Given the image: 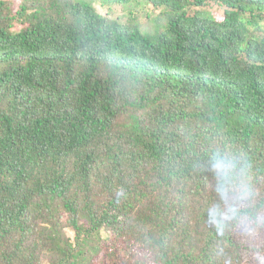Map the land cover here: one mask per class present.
<instances>
[{
    "label": "trees",
    "instance_id": "trees-1",
    "mask_svg": "<svg viewBox=\"0 0 264 264\" xmlns=\"http://www.w3.org/2000/svg\"><path fill=\"white\" fill-rule=\"evenodd\" d=\"M0 264H264V0H0Z\"/></svg>",
    "mask_w": 264,
    "mask_h": 264
},
{
    "label": "rangeland",
    "instance_id": "rangeland-1",
    "mask_svg": "<svg viewBox=\"0 0 264 264\" xmlns=\"http://www.w3.org/2000/svg\"><path fill=\"white\" fill-rule=\"evenodd\" d=\"M16 2H18V0H16ZM100 10L101 11H103V12H105V9L104 8H100ZM115 10L118 12V13H121V15H122V10L119 8V7H117V8H115ZM140 20L141 21H144V18H140ZM152 23H154V20L152 21ZM145 26H147V25H145ZM152 26H153V24H152ZM151 27V26H150ZM94 170V169H93ZM93 173H94V171H93ZM95 176L101 181V179H102V177H103V175H102V173L99 171V170H96L95 171ZM93 185L94 186H96V181H94L93 182Z\"/></svg>",
    "mask_w": 264,
    "mask_h": 264
},
{
    "label": "clouds",
    "instance_id": "clouds-1",
    "mask_svg": "<svg viewBox=\"0 0 264 264\" xmlns=\"http://www.w3.org/2000/svg\"><path fill=\"white\" fill-rule=\"evenodd\" d=\"M213 235H215V236H219V233H213Z\"/></svg>",
    "mask_w": 264,
    "mask_h": 264
}]
</instances>
